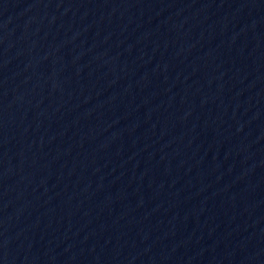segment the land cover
<instances>
[{
	"label": "water",
	"instance_id": "obj_1",
	"mask_svg": "<svg viewBox=\"0 0 264 264\" xmlns=\"http://www.w3.org/2000/svg\"><path fill=\"white\" fill-rule=\"evenodd\" d=\"M0 264H264V0H0Z\"/></svg>",
	"mask_w": 264,
	"mask_h": 264
}]
</instances>
